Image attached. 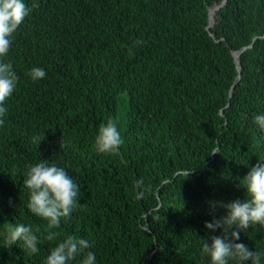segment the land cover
Returning <instances> with one entry per match:
<instances>
[{
    "label": "trees",
    "instance_id": "trees-1",
    "mask_svg": "<svg viewBox=\"0 0 264 264\" xmlns=\"http://www.w3.org/2000/svg\"><path fill=\"white\" fill-rule=\"evenodd\" d=\"M190 1V13L158 36L154 29L146 32L141 48L117 43L108 23L87 22L74 61L67 55L62 64L58 57L38 55V60L32 51V60L46 72L38 81L49 83L28 93L18 88L20 113L53 116L48 106L60 105L44 97L56 89L57 73L64 68L69 79L58 98L70 110L64 140L56 141L64 150L63 168L80 185L81 195L78 207L54 230L60 234L54 243L34 254L22 241L0 246V264H45L47 251L70 235L91 243L88 251L96 264H210L201 255L202 238L211 243L209 237L220 229L204 225L226 210L216 207L210 214L209 202L243 201L239 179L264 159V130L254 122L264 114V0H226L209 29L206 8L220 0ZM132 24L152 29L146 12L136 13ZM49 47L45 40L42 50L47 53ZM234 51H241L240 69ZM9 57L23 61L13 51ZM83 72L108 81L93 80L101 91L81 93ZM17 77L27 80L23 73ZM109 118L116 121L123 144L115 154H100L94 138ZM0 141L3 152L27 156L22 140ZM0 167L19 182L14 163L0 161ZM186 170L190 174L184 178ZM140 179L144 188L136 189ZM6 195L13 203L0 206V224L14 215V224L39 227L37 235L44 237L47 222L26 209L30 192L18 188ZM234 242L259 252L264 264V227L252 225Z\"/></svg>",
    "mask_w": 264,
    "mask_h": 264
},
{
    "label": "clouds",
    "instance_id": "clouds-1",
    "mask_svg": "<svg viewBox=\"0 0 264 264\" xmlns=\"http://www.w3.org/2000/svg\"><path fill=\"white\" fill-rule=\"evenodd\" d=\"M222 3L223 0H220L206 8V29L214 25L217 11L225 4ZM193 5L190 0H0V140H22L27 152L25 158L18 159L0 150V161L14 163L18 167L16 174L20 177L19 182H15L10 171L0 167V206L13 203L7 197V192L23 189L30 192L28 204L25 201L26 209L47 222L46 235L39 237V227L33 230L31 224H14L16 220L13 215L8 224H0V246L9 248L22 241L28 252L34 254L39 251V246L54 243L60 235L54 230L60 227L61 219L70 217L78 207L81 195L80 185L63 168L61 158L64 150L56 141L64 140L62 129L68 121L70 110L58 98L59 90L69 79L64 73L65 69L57 73L59 82L56 89L44 97L45 101L52 100L60 105L52 103L54 106H48V114L53 115L51 118L20 113L18 88L28 93L37 86L49 83L38 81L46 76V72L32 60V51L37 58L38 55L44 58L58 57L60 64L64 62L65 55L73 60V50L78 47L82 27L87 22L108 23L112 26V35L117 38V43L141 48V39L146 32L154 29L157 36L164 33L177 18L190 13ZM139 12L147 13L152 29L132 24L133 16ZM211 35L214 37V34ZM45 40L50 44L47 53L42 50ZM12 51L22 56L23 61L11 60L9 56ZM234 52L240 56L241 51ZM17 73H23L27 80L18 82ZM86 75L90 79L85 80ZM79 78L78 90L84 94L101 91L102 87L92 84L93 80L108 81L106 77L95 78L84 72ZM75 95L76 88L71 91L73 99ZM69 104H73L72 100ZM57 114L65 117L60 120L55 116ZM254 122L264 130V114L256 115ZM122 144L123 138L114 119L109 118L99 126L94 138L97 153L115 154ZM38 149H43V152L38 153ZM189 174L190 170H186L184 178ZM241 178L238 186L245 189L243 201L209 202L210 214L215 212L216 207L226 210L225 215L218 219L213 215L211 222L206 221L204 225L211 231L220 229L219 235L209 237L211 243L202 238L201 255L209 257L210 264H229L230 261L234 264H261L259 252L234 241L239 240L240 233L252 225L264 227V159H258ZM134 187L143 189L144 180L135 182ZM143 195L144 191L138 192V196ZM91 247L89 241L70 235L50 248L47 251L50 254L43 262L70 264L82 257L79 264H96L95 254L88 251Z\"/></svg>",
    "mask_w": 264,
    "mask_h": 264
},
{
    "label": "water",
    "instance_id": "water-1",
    "mask_svg": "<svg viewBox=\"0 0 264 264\" xmlns=\"http://www.w3.org/2000/svg\"><path fill=\"white\" fill-rule=\"evenodd\" d=\"M225 1L226 0H223V3L222 4H224L225 3ZM234 53V56H235V62H236V64H237V67H238V69H240V63H239V53H235V52H233Z\"/></svg>",
    "mask_w": 264,
    "mask_h": 264
},
{
    "label": "rangeland",
    "instance_id": "rangeland-1",
    "mask_svg": "<svg viewBox=\"0 0 264 264\" xmlns=\"http://www.w3.org/2000/svg\"><path fill=\"white\" fill-rule=\"evenodd\" d=\"M212 21V20H211Z\"/></svg>",
    "mask_w": 264,
    "mask_h": 264
}]
</instances>
